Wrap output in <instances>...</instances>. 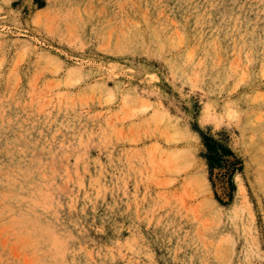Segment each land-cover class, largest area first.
I'll list each match as a JSON object with an SVG mask.
<instances>
[{
  "label": "rangeland",
  "instance_id": "rangeland-1",
  "mask_svg": "<svg viewBox=\"0 0 264 264\" xmlns=\"http://www.w3.org/2000/svg\"><path fill=\"white\" fill-rule=\"evenodd\" d=\"M0 264H264V0H0Z\"/></svg>",
  "mask_w": 264,
  "mask_h": 264
}]
</instances>
